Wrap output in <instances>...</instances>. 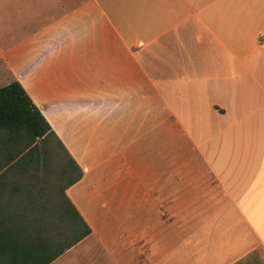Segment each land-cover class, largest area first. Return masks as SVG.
Here are the masks:
<instances>
[{"label":"crops","instance_id":"crops-1","mask_svg":"<svg viewBox=\"0 0 264 264\" xmlns=\"http://www.w3.org/2000/svg\"><path fill=\"white\" fill-rule=\"evenodd\" d=\"M263 39L264 0H0V75L82 169L49 264H264Z\"/></svg>","mask_w":264,"mask_h":264},{"label":"trees","instance_id":"trees-1","mask_svg":"<svg viewBox=\"0 0 264 264\" xmlns=\"http://www.w3.org/2000/svg\"><path fill=\"white\" fill-rule=\"evenodd\" d=\"M82 169L19 81L0 87V264H49L90 234Z\"/></svg>","mask_w":264,"mask_h":264},{"label":"rangeland","instance_id":"rangeland-1","mask_svg":"<svg viewBox=\"0 0 264 264\" xmlns=\"http://www.w3.org/2000/svg\"><path fill=\"white\" fill-rule=\"evenodd\" d=\"M2 76L3 75H0V86H3L6 84V83H4L5 78H4V76L3 77ZM158 132H159L158 133L159 139H161V140H159V143H158V150L160 151L162 149H165V142H164L165 130H164V127H159ZM181 149H183V147H182L180 133L177 130V128L175 127V129H174V150L177 151V150H181Z\"/></svg>","mask_w":264,"mask_h":264},{"label":"built area","instance_id":"built-area-1","mask_svg":"<svg viewBox=\"0 0 264 264\" xmlns=\"http://www.w3.org/2000/svg\"><path fill=\"white\" fill-rule=\"evenodd\" d=\"M263 42H264V39H263Z\"/></svg>","mask_w":264,"mask_h":264}]
</instances>
